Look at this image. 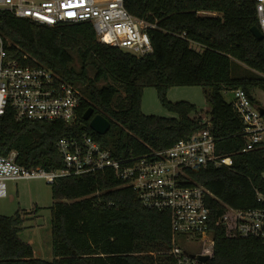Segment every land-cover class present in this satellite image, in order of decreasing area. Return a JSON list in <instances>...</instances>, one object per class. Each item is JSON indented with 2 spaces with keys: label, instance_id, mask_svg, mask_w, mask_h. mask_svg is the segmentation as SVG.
<instances>
[{
  "label": "trees",
  "instance_id": "16d2710c",
  "mask_svg": "<svg viewBox=\"0 0 264 264\" xmlns=\"http://www.w3.org/2000/svg\"><path fill=\"white\" fill-rule=\"evenodd\" d=\"M123 4L131 15L154 25L146 29L151 52L137 55L101 42L88 21L48 26L0 13V34L9 57L47 67L61 80L81 85L83 94L71 124L16 121L7 110L0 123V154L15 150L20 164L56 169L62 166L56 140L86 134L116 157L140 155L188 138L205 126L201 117L205 114L216 154L230 158L229 165L187 172L209 191L213 244L207 262L264 264L260 239L239 237L234 218L222 220L230 208L258 207L255 190L264 194V143L242 150V121L223 96L225 90L241 88L258 106L252 90H264V34L256 38L251 32L252 26L258 27L255 0H123ZM173 85L201 86L209 108L169 101L166 90ZM146 86L155 88L161 105L175 116L141 111ZM89 107L92 115L108 119L104 134L94 132L83 119ZM49 184L55 199L49 206L52 259L35 257L30 243L19 237L28 212L17 211L0 214V264H173L168 212L142 206L135 191L121 185L112 170L58 177Z\"/></svg>",
  "mask_w": 264,
  "mask_h": 264
},
{
  "label": "built area",
  "instance_id": "2783aa9c",
  "mask_svg": "<svg viewBox=\"0 0 264 264\" xmlns=\"http://www.w3.org/2000/svg\"><path fill=\"white\" fill-rule=\"evenodd\" d=\"M255 11L258 28L264 34V0H255ZM1 12L48 26L88 21L101 42L137 55L152 50L146 29L154 25L131 15L123 0H0ZM226 92L232 94L229 102L242 121V150L264 143V119L257 106L241 88L225 90L223 94ZM82 97L78 86L61 80L51 69L9 57L6 39L0 34V123L4 113L11 110L16 121L71 124ZM201 117L205 126L188 138L161 150L149 148L140 155L116 157L109 147L86 134L56 140L62 161L56 169L20 164L15 150L0 154V198L7 196V181L42 178L52 183L58 177L110 169L121 185L135 191L142 206L168 212L172 235L168 252L173 264H208L213 244L212 235L207 237L211 233L206 204L209 191L195 184L187 172L207 165H229L230 158L216 154L209 117ZM255 197L258 207L230 208L222 220L233 217L239 237L258 238L264 245V194L255 190ZM188 242H197L200 248L191 250ZM197 255H207L208 259L201 261Z\"/></svg>",
  "mask_w": 264,
  "mask_h": 264
},
{
  "label": "rangeland",
  "instance_id": "374dc122",
  "mask_svg": "<svg viewBox=\"0 0 264 264\" xmlns=\"http://www.w3.org/2000/svg\"><path fill=\"white\" fill-rule=\"evenodd\" d=\"M74 65L78 63L74 59ZM88 75H93V70H88ZM100 81L97 85H101ZM81 91V85H76ZM82 93V92H81ZM252 95L259 106L264 108V90L255 88ZM226 101H230L232 94L226 92L224 95ZM120 97H123L120 93ZM166 98L169 101H188L195 104L199 109L206 110L209 103L206 100L203 88L198 85H173L166 90ZM140 109L144 114H155L159 116L172 117L175 113L166 110L160 103L156 90L152 86H146L143 89L140 99ZM203 115V114H202ZM7 196L0 198V214L13 215L17 211L28 212L23 221V227L19 231V237L32 246L35 257L43 260L52 259V237L50 227L49 206L55 200L51 196L50 184L42 178L19 179L7 181ZM36 209V210H35ZM211 238V233L207 234ZM181 243L185 242L181 240ZM188 248L198 250L200 244L197 242L189 243Z\"/></svg>",
  "mask_w": 264,
  "mask_h": 264
},
{
  "label": "water",
  "instance_id": "95a60500",
  "mask_svg": "<svg viewBox=\"0 0 264 264\" xmlns=\"http://www.w3.org/2000/svg\"><path fill=\"white\" fill-rule=\"evenodd\" d=\"M251 32L256 38L263 37L262 32L256 26L251 27ZM257 108L259 110V113L263 114L264 108L259 105L257 106ZM92 111H93L92 107H89L83 113V119L89 120L88 125L94 132L98 134H104L108 130L109 125H110L108 119H106L103 115L99 113H95L92 115ZM197 258L200 259L201 261H206L208 259V256L207 255H197Z\"/></svg>",
  "mask_w": 264,
  "mask_h": 264
}]
</instances>
